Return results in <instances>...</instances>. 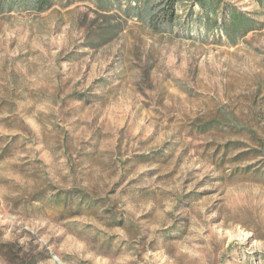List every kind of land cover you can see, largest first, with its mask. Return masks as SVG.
I'll list each match as a JSON object with an SVG mask.
<instances>
[{
    "label": "rangeland",
    "instance_id": "obj_1",
    "mask_svg": "<svg viewBox=\"0 0 264 264\" xmlns=\"http://www.w3.org/2000/svg\"><path fill=\"white\" fill-rule=\"evenodd\" d=\"M131 1L0 12V264H264V8Z\"/></svg>",
    "mask_w": 264,
    "mask_h": 264
},
{
    "label": "trees",
    "instance_id": "obj_2",
    "mask_svg": "<svg viewBox=\"0 0 264 264\" xmlns=\"http://www.w3.org/2000/svg\"><path fill=\"white\" fill-rule=\"evenodd\" d=\"M97 1H100L99 4L108 9L110 0ZM133 1L135 0H132L131 3ZM152 1L158 2V10L162 12L163 24L166 26L174 25L181 17L180 12L187 10L188 3L193 4L194 2L200 8L196 18L197 22L203 23L207 30H214L220 23H223V31L232 44H237L240 38L245 37L256 27V22L247 16L246 12L233 8L225 0H144V8L139 13L145 20L148 18H151V20L156 19V16L161 17V12H154L155 8L151 5ZM254 1L264 8V0ZM135 3L137 4L136 1ZM54 4L55 0H0V12L4 9L11 12L17 8H24L41 13L52 8ZM115 28V26L107 24L102 34L100 33L99 38L102 41L109 39L115 32ZM116 29H120V27L118 26Z\"/></svg>",
    "mask_w": 264,
    "mask_h": 264
}]
</instances>
